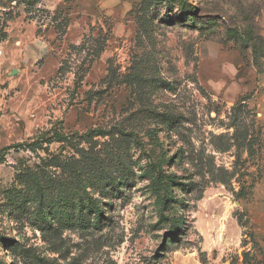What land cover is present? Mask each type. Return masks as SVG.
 Segmentation results:
<instances>
[{
	"label": "rangeland",
	"instance_id": "rangeland-1",
	"mask_svg": "<svg viewBox=\"0 0 264 264\" xmlns=\"http://www.w3.org/2000/svg\"><path fill=\"white\" fill-rule=\"evenodd\" d=\"M0 73V264H264V0H0Z\"/></svg>",
	"mask_w": 264,
	"mask_h": 264
},
{
	"label": "trees",
	"instance_id": "trees-1",
	"mask_svg": "<svg viewBox=\"0 0 264 264\" xmlns=\"http://www.w3.org/2000/svg\"><path fill=\"white\" fill-rule=\"evenodd\" d=\"M102 133V131H97V130H90L88 132V135H95V134H99ZM57 136L58 138V142H63L62 140L64 139V135L58 133ZM0 164H3V161H0ZM178 179L175 176H168V175H160L158 178L156 179H152V186L154 187V192L158 195H161L164 192V189H169L173 187V184L177 181ZM158 183H160V187L158 185ZM38 193L41 197L44 196L45 190L42 189V187H40L38 185ZM165 202L161 203L162 207L165 206Z\"/></svg>",
	"mask_w": 264,
	"mask_h": 264
},
{
	"label": "crops",
	"instance_id": "crops-1",
	"mask_svg": "<svg viewBox=\"0 0 264 264\" xmlns=\"http://www.w3.org/2000/svg\"><path fill=\"white\" fill-rule=\"evenodd\" d=\"M0 82L4 81V73H0ZM243 264V259L241 258L240 263ZM175 264H203L199 259L196 258L195 254H191L188 256L182 255L176 257ZM211 264H232L231 261L223 260L222 257H218L214 259L213 263Z\"/></svg>",
	"mask_w": 264,
	"mask_h": 264
}]
</instances>
